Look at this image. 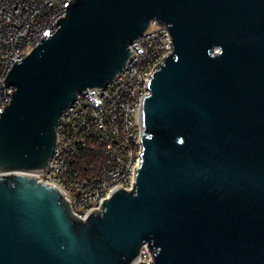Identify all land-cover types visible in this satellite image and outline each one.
Returning <instances> with one entry per match:
<instances>
[{
	"label": "water",
	"instance_id": "95a60500",
	"mask_svg": "<svg viewBox=\"0 0 264 264\" xmlns=\"http://www.w3.org/2000/svg\"><path fill=\"white\" fill-rule=\"evenodd\" d=\"M64 7L3 79L15 89L0 113V264H264V0ZM151 21L172 52L141 101L134 186L80 218L33 173L48 167L63 109L113 80Z\"/></svg>",
	"mask_w": 264,
	"mask_h": 264
},
{
	"label": "built area",
	"instance_id": "2783aa9c",
	"mask_svg": "<svg viewBox=\"0 0 264 264\" xmlns=\"http://www.w3.org/2000/svg\"><path fill=\"white\" fill-rule=\"evenodd\" d=\"M72 0H0V113L10 103L14 86L4 80L16 60L25 58L42 37L52 36ZM129 49L131 58L101 89L75 95L56 125V146L48 167L33 174L53 185L67 199L76 216L101 208L116 188L131 190L142 152L141 101L154 67L172 52L168 29L151 21ZM88 147L100 148L103 162L84 173L80 162ZM151 253L141 248L138 262L149 263Z\"/></svg>",
	"mask_w": 264,
	"mask_h": 264
},
{
	"label": "trees",
	"instance_id": "16d2710c",
	"mask_svg": "<svg viewBox=\"0 0 264 264\" xmlns=\"http://www.w3.org/2000/svg\"><path fill=\"white\" fill-rule=\"evenodd\" d=\"M80 162L84 163V165L82 166L84 173L91 172L89 171V165L94 166V169L96 170V167L98 165H101L103 162L102 152L100 148L88 147L84 155L81 157Z\"/></svg>",
	"mask_w": 264,
	"mask_h": 264
}]
</instances>
